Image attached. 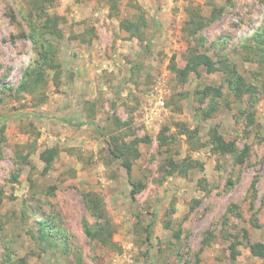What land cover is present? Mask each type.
Wrapping results in <instances>:
<instances>
[{
	"label": "rangeland",
	"instance_id": "1",
	"mask_svg": "<svg viewBox=\"0 0 264 264\" xmlns=\"http://www.w3.org/2000/svg\"><path fill=\"white\" fill-rule=\"evenodd\" d=\"M197 54L217 70L182 76ZM249 243L264 244V0H0V264H264Z\"/></svg>",
	"mask_w": 264,
	"mask_h": 264
},
{
	"label": "trees",
	"instance_id": "2",
	"mask_svg": "<svg viewBox=\"0 0 264 264\" xmlns=\"http://www.w3.org/2000/svg\"><path fill=\"white\" fill-rule=\"evenodd\" d=\"M123 26H124V28H126L127 30L130 31L135 27V24L134 23L128 24L127 27H126V25H123ZM48 28H49V26L47 25V29ZM253 34L256 37L257 35H259V31L256 30V32H254ZM35 45H36V47H38L37 41H35ZM41 47L45 48L44 45H42ZM55 57L56 56L54 55L53 52L46 53L42 56V62L44 64H46V66H48L49 68L58 69V68H60V64L56 63ZM200 67H205L207 69V71L211 72V73L217 70L216 63L214 62V60L210 56L204 55V54H197V55H192L188 58L187 65L183 70H181V74H182V76L187 77L191 73H198V70ZM39 76L41 77L42 75L40 74ZM252 122H254L253 119H252ZM218 141H219V144L221 145L223 150H224V148L227 150L230 149L229 145H231V144H225L224 145V142L222 141L221 137H218ZM111 153L116 158L121 159L123 161L122 165L126 169L128 176L131 177L132 169H133L132 161L136 160L140 157V153H139L138 148L132 144H124L122 147L116 146L114 149L111 150ZM57 154H58L57 151L54 149H49V150H47L41 154V160L43 162H45V164H46L45 173L48 172L49 167L53 163ZM171 167H172L173 171H185L186 170L182 164H178V163H174V162L171 163ZM140 188H142V185H140L138 187V186H135L133 184V189L131 191V196H132L133 200L136 199L135 198L136 194L138 193V190ZM90 197H91V195H86L85 199H86L88 204L93 202L94 209H95L98 205L96 203H94V199L92 200ZM87 234L90 236L89 233H87ZM248 247L251 251V254L254 257L260 258L264 261V244L263 243H249ZM232 249L234 252L232 255V259L235 260L239 253L236 251L234 245H232Z\"/></svg>",
	"mask_w": 264,
	"mask_h": 264
}]
</instances>
